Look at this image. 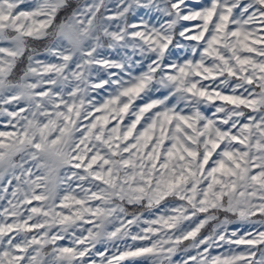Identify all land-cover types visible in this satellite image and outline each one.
Wrapping results in <instances>:
<instances>
[{"label": "snow or ice", "instance_id": "snow-or-ice-1", "mask_svg": "<svg viewBox=\"0 0 264 264\" xmlns=\"http://www.w3.org/2000/svg\"><path fill=\"white\" fill-rule=\"evenodd\" d=\"M0 264H264V0H0Z\"/></svg>", "mask_w": 264, "mask_h": 264}]
</instances>
